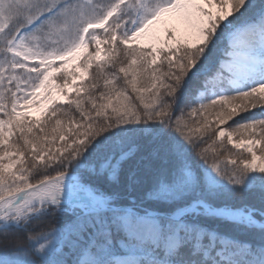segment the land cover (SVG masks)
I'll list each match as a JSON object with an SVG mask.
<instances>
[{"label":"snow or ice","instance_id":"obj_1","mask_svg":"<svg viewBox=\"0 0 264 264\" xmlns=\"http://www.w3.org/2000/svg\"><path fill=\"white\" fill-rule=\"evenodd\" d=\"M0 264H264V0H0Z\"/></svg>","mask_w":264,"mask_h":264},{"label":"rangeland","instance_id":"obj_2","mask_svg":"<svg viewBox=\"0 0 264 264\" xmlns=\"http://www.w3.org/2000/svg\"><path fill=\"white\" fill-rule=\"evenodd\" d=\"M36 114H37V113H35V112L33 113V115H36Z\"/></svg>","mask_w":264,"mask_h":264}]
</instances>
